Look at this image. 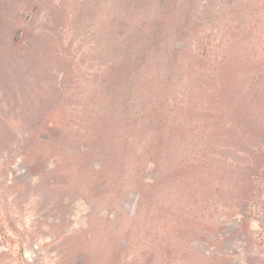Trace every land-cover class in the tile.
<instances>
[{"label": "rangeland", "instance_id": "rangeland-1", "mask_svg": "<svg viewBox=\"0 0 264 264\" xmlns=\"http://www.w3.org/2000/svg\"><path fill=\"white\" fill-rule=\"evenodd\" d=\"M43 9L35 20L44 19ZM245 12L250 21L233 33L226 28L223 39L208 34L215 20L200 25L206 66L214 65L215 56L245 53L260 57L261 65L256 66L264 67V0H255ZM223 13L215 9L212 16ZM25 18L30 19V14ZM218 25L222 32L226 22ZM238 38L242 41L235 43ZM54 47L62 46L56 40ZM87 48H66L63 52L72 59L69 81H62L61 59L54 62L48 75L51 84L44 89L45 99L60 97L57 103L64 104L62 109L71 110L57 116L68 125H76L81 116L77 94L84 90V97L89 89L90 95L95 93L92 81L98 74L84 54ZM189 57L194 63L195 53ZM77 61L87 68L75 67ZM14 92L0 88V264H264V145L258 147L250 138L243 145L225 148L221 136H210L203 116L193 114L188 120L187 111L176 112L168 104L165 131L179 127L181 134L172 138L180 144L176 147L173 142L171 149H164L160 163L181 171L164 186L174 188L176 194L165 197L161 206L150 185L157 171L147 163L148 132L130 131L137 122L126 126L128 120L123 119L119 128L101 133L108 147L93 149L90 159L78 147L30 151L29 130L21 120L32 95L17 97ZM63 93L70 97H62ZM39 110L45 119L47 107ZM95 163L110 166L103 186L107 190L90 197L99 175ZM188 176L191 182L207 186L203 225L198 219L192 225L188 213ZM138 185L148 191L139 205Z\"/></svg>", "mask_w": 264, "mask_h": 264}, {"label": "trees", "instance_id": "trees-1", "mask_svg": "<svg viewBox=\"0 0 264 264\" xmlns=\"http://www.w3.org/2000/svg\"><path fill=\"white\" fill-rule=\"evenodd\" d=\"M254 2L0 0V88H13L17 97L32 95L21 120L29 130L27 149L42 152L78 147L83 156L90 159L93 149L105 151L108 147L109 142L104 141L101 133L119 128L123 119L128 120L126 126L130 121L137 122L130 131L148 132L147 163L157 171L150 185L157 197L155 202L162 206L163 199L175 193L174 188L164 186L173 183L181 171L177 167L166 169L160 163L165 157L164 149L180 144L172 138L174 133L181 134L179 127L165 131L168 104L176 107V112L187 111L188 120L193 114L203 116L210 136H221L225 148L243 145L250 138L258 147L263 146L264 67L256 66L260 57L227 53L215 56L212 67L206 66L205 47L198 29L204 20H215L208 34L220 35L223 39L226 28L233 33L246 24V20L250 21L251 15H246L245 10ZM42 7L44 19L37 21L36 15ZM215 9L225 13L213 18ZM28 14L30 19L27 20ZM15 17L19 20L13 19ZM221 21L226 22L222 32L218 25ZM56 40L62 46L60 49L54 47ZM241 41L238 38L234 42ZM72 45L77 48L88 45L84 54L92 61L90 66L95 63L98 74L92 81L94 94L90 95L91 89L84 97V90L77 94L82 103L77 110L81 116L76 125H68L57 117L59 112L62 115L71 112L62 109L64 104L57 103L60 97L45 99V90L49 88L45 85L51 84L48 75L55 68L54 62L63 59L62 81H69L72 59L63 51ZM192 52L196 58L194 63L189 57ZM75 67L87 68L78 61ZM61 96L70 97L64 93ZM197 101L203 106L197 108ZM58 104L59 109H56ZM45 107L44 119V115L38 113L39 108ZM84 137L88 139L80 142ZM109 168L108 163L98 164V180L89 191L90 197H97L104 192L101 189H106L103 186ZM189 169L188 163V175ZM204 187L207 186L202 182H191L188 176V213L192 214V225L196 224V219L202 223V206L208 202ZM135 190L139 205L148 191L141 185Z\"/></svg>", "mask_w": 264, "mask_h": 264}]
</instances>
